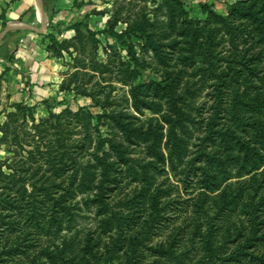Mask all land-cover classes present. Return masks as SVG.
I'll list each match as a JSON object with an SVG mask.
<instances>
[{
	"label": "trees",
	"instance_id": "obj_1",
	"mask_svg": "<svg viewBox=\"0 0 264 264\" xmlns=\"http://www.w3.org/2000/svg\"><path fill=\"white\" fill-rule=\"evenodd\" d=\"M52 1L45 4L49 20ZM204 7L209 17L226 26L233 39L245 31L253 43H264V0L232 3L228 16L208 5ZM179 10L192 30L191 41L207 63L212 80L208 113L199 121L202 134L186 162L185 175L179 179L184 192L189 191L188 182L192 180L197 192L171 198L166 190L167 198L161 200L164 193L159 186L163 183H155L153 175L158 173H140L138 177L128 156V147L145 144L152 168L163 171L166 158L157 148V132L144 127L130 113L106 111V107L94 111L92 106L101 101L92 91L85 93L92 105L63 107L58 112L51 108L60 100L43 99L48 113L40 117L35 115L34 104L16 102L0 123V143L12 152L9 161L0 159V264L15 259L20 260L18 264H69L91 252L87 240L66 234L75 216L73 199L77 192L87 193L84 202L95 205L103 231L115 228L110 237L126 254L124 261L116 264H186L188 250L178 252L177 246L188 224L193 228L198 223L186 222L188 211L203 212L204 227L198 236L208 249L189 264H264V253L257 251L264 245V95L262 86L245 81L255 72V58L246 52L219 56L213 49L210 30L194 25L182 6ZM4 12H0L2 18ZM113 23L109 22L105 31L119 40L123 33L140 29L137 25L118 32ZM82 24L74 21L69 25L75 32L73 40L82 37ZM21 37L22 33L8 36L6 49L0 54L3 71L15 60L14 51ZM131 61L138 72V59L132 55ZM78 73L74 71L70 76ZM261 83L264 85V79ZM136 87L131 95L133 108L140 114L144 109L156 111L157 103L149 93L140 94ZM105 120L120 131V138L102 134L100 124ZM87 155L91 156L85 158ZM168 160L174 167L170 153ZM128 176L143 183L124 199L120 209L112 210L108 198ZM144 182L154 185L145 186ZM236 210H241L245 218H240L238 224H226ZM179 215H184L183 220L169 228L166 239L153 241L169 227L172 217ZM216 238L218 243L213 247ZM57 239H61L60 245L55 244ZM91 253L97 262L102 257Z\"/></svg>",
	"mask_w": 264,
	"mask_h": 264
},
{
	"label": "rangeland",
	"instance_id": "obj_2",
	"mask_svg": "<svg viewBox=\"0 0 264 264\" xmlns=\"http://www.w3.org/2000/svg\"><path fill=\"white\" fill-rule=\"evenodd\" d=\"M14 1L0 0V12L2 9L6 11ZM238 1L240 0H73L57 4L46 31L34 34V40L29 35L21 40L15 62L12 61V65L5 71L0 66V123L5 119V114L13 110L16 102L34 104L35 115L40 117L48 113L43 99L54 97L60 100L51 108L53 112H58L63 107L76 109L78 105H92V99L85 94L92 91L99 95L101 101L92 106L94 111H101L106 107V111L113 109L130 113L144 127L157 132V148L166 158L162 164L164 170L152 168V159L146 155L145 144H140L128 147L134 173H138V177L140 173H158L153 175H156L155 183H163L159 186L163 187L164 193L161 200L167 198V191L171 198L194 195L197 192L196 183L193 180L188 182L191 188L184 192L179 179L185 175L186 162L202 134L199 121L208 113L207 106L211 103L208 93L212 89V80L207 63L191 41L192 30L184 21L179 7L182 6L187 11V16L193 19L194 25H202L210 30L214 40L213 49L219 56L228 57L246 52L248 56L255 58L252 64L255 72L250 73L245 81L262 86L261 95H264V85L261 83L264 79V43H253L245 31L233 39L226 26L209 17L204 7L208 5L215 12L228 16L229 5ZM64 12H68L69 17H59ZM74 21L83 23L80 26L82 37L76 40H73L75 32L69 26ZM109 22H114L113 28L118 32L137 25L140 29L134 28L130 33H123L122 40H119L105 31L110 26ZM232 22L237 23L234 19ZM5 23L3 18L1 29ZM52 25H57V28ZM132 55L140 64L138 72L133 68ZM74 71L80 73L71 77L70 74ZM135 73L137 74L134 76ZM134 85H137L136 89L140 94L149 93V98L157 103L156 111L144 109L140 114L133 108L131 95ZM242 88L241 85L240 90ZM100 130L103 135L120 138V131L106 120L100 124ZM169 153L173 156L174 167L169 163ZM11 155L8 146L0 143V159L9 161ZM142 183L143 181L132 180L130 176L121 181L108 198L111 209H120L124 199L132 195L133 189ZM144 185L154 184L144 182ZM86 196L87 193H76L73 199L76 205L75 216L66 234L87 240L85 243H88V250L96 255L101 254L102 257L97 262L92 253L87 251L75 263L69 264L123 262L125 252L119 250V242L110 237L114 235L115 228L106 231L101 229L95 205L85 203ZM183 216H173L169 227L155 235L153 241H164L169 228L179 224ZM240 218H245V214L236 210L226 224H238ZM202 219H205L203 212L193 214L188 211L186 222L194 220L198 223L193 228L188 224L186 234L182 237L184 239L177 246L178 252L188 250L184 256L186 264L191 260L194 262L208 250L198 236L204 227ZM60 242L61 239L55 240V244L60 245ZM213 242L214 247L218 239ZM257 251L264 253V245L259 246ZM24 259L21 260L25 261ZM19 262V259H15L5 264Z\"/></svg>",
	"mask_w": 264,
	"mask_h": 264
},
{
	"label": "crops",
	"instance_id": "obj_3",
	"mask_svg": "<svg viewBox=\"0 0 264 264\" xmlns=\"http://www.w3.org/2000/svg\"><path fill=\"white\" fill-rule=\"evenodd\" d=\"M37 1L38 0H15L6 9V11L4 12V17L6 20L4 27H6V25L7 26L9 25V28L3 33L2 36H0V54H2L3 51H5L6 49V42L8 40L9 35L22 33V37L16 44V49L14 51V56H16V54H18V52L20 51L19 44L21 40L25 39L28 35L30 36V38H33L34 40L36 38L34 34L44 33L46 31L47 26L50 25V23L52 22L51 19H53L54 10L57 4H62L65 1L73 2V0H53L52 1V16L49 20L47 11L45 9V4L47 2L50 3L51 0H39L41 2V7L43 11L42 14L39 13V10L37 8ZM29 7L31 8L26 13L23 14V12ZM68 12L66 13L64 12L60 14L59 17H67L69 15ZM2 23H3V18L0 17V31L4 28L3 27L1 29ZM7 32L9 33L8 36L4 37ZM22 45H25V44H22ZM14 62L15 60L13 61V63ZM9 64L12 65V63H9ZM0 66H2L3 68L2 63H0Z\"/></svg>",
	"mask_w": 264,
	"mask_h": 264
},
{
	"label": "water",
	"instance_id": "obj_4",
	"mask_svg": "<svg viewBox=\"0 0 264 264\" xmlns=\"http://www.w3.org/2000/svg\"><path fill=\"white\" fill-rule=\"evenodd\" d=\"M37 8H38V10H39V13L42 14L43 11H42V7H41V2H40L39 0L37 1ZM8 28H9V25H8V26L6 25V27H4V28L0 31V36H2L3 33H4Z\"/></svg>",
	"mask_w": 264,
	"mask_h": 264
}]
</instances>
